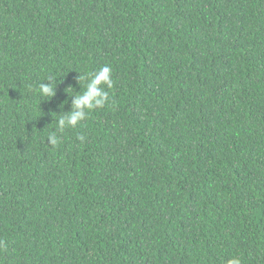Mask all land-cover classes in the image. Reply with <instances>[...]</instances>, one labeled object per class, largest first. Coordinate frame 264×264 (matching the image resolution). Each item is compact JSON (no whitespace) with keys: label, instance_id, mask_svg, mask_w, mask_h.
Masks as SVG:
<instances>
[{"label":"trees","instance_id":"trees-1","mask_svg":"<svg viewBox=\"0 0 264 264\" xmlns=\"http://www.w3.org/2000/svg\"><path fill=\"white\" fill-rule=\"evenodd\" d=\"M232 257L264 264V0H0V264Z\"/></svg>","mask_w":264,"mask_h":264},{"label":"clouds","instance_id":"clouds-1","mask_svg":"<svg viewBox=\"0 0 264 264\" xmlns=\"http://www.w3.org/2000/svg\"><path fill=\"white\" fill-rule=\"evenodd\" d=\"M78 83L86 81L83 91H79L71 95V110L66 115H59L56 120L57 128L63 132L66 128H75L87 120L90 113L98 108H103L110 100L109 91L113 87L112 68L108 65L102 66L98 71L86 73L77 78ZM73 88V87H69ZM40 95L48 97V101L55 95V86L51 83H42L38 89ZM81 140L83 136L79 137ZM49 142L57 145L59 140L55 133L49 136ZM226 264H241L237 257L227 260Z\"/></svg>","mask_w":264,"mask_h":264}]
</instances>
